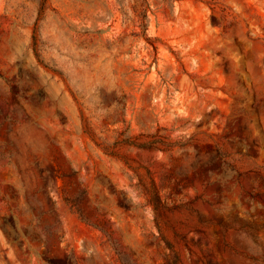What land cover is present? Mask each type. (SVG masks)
I'll return each instance as SVG.
<instances>
[{
	"label": "rangeland",
	"instance_id": "rangeland-1",
	"mask_svg": "<svg viewBox=\"0 0 264 264\" xmlns=\"http://www.w3.org/2000/svg\"><path fill=\"white\" fill-rule=\"evenodd\" d=\"M0 264H264V0H0Z\"/></svg>",
	"mask_w": 264,
	"mask_h": 264
}]
</instances>
